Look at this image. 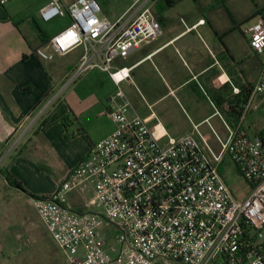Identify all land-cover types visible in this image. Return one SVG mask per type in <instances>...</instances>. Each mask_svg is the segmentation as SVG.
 <instances>
[{
	"label": "built area",
	"instance_id": "built-area-1",
	"mask_svg": "<svg viewBox=\"0 0 264 264\" xmlns=\"http://www.w3.org/2000/svg\"><path fill=\"white\" fill-rule=\"evenodd\" d=\"M10 1L0 0V6ZM158 1L134 0L116 20L103 15L97 0H49L40 10L43 22L69 17L70 24L36 54L46 60L47 49L65 55L81 48L64 87L90 70L105 72L116 87L106 111L115 130L53 193L30 202L68 264H264V139L244 128L249 102L236 128L213 105L226 129L225 137L212 129L215 149L198 126L178 138L151 130L123 90L133 81L131 68L119 60L163 33L153 11ZM246 32L250 48L264 54V21ZM232 92L240 94L236 87ZM252 95L264 96V66ZM226 157L249 184L242 200L220 172ZM88 186L93 197L85 207L97 206L98 212L71 206L70 195ZM104 225L114 231L113 244L101 231Z\"/></svg>",
	"mask_w": 264,
	"mask_h": 264
},
{
	"label": "crops",
	"instance_id": "crops-1",
	"mask_svg": "<svg viewBox=\"0 0 264 264\" xmlns=\"http://www.w3.org/2000/svg\"><path fill=\"white\" fill-rule=\"evenodd\" d=\"M48 2L11 0L0 6V264L19 257L24 197L31 198L11 187L4 173L20 181L29 194L48 196L81 164L93 145L115 130L106 111L116 87L105 72L97 69L91 75L97 84L110 87L109 94L87 109L94 114L84 117L88 111L75 113L61 101L65 81L83 54L81 48L65 55L48 52L46 60L36 54L50 37L70 24L68 17L67 25L49 35L40 18V10ZM130 6L112 20L123 16ZM154 10L163 33L119 60L131 68L133 83L125 85L134 89L146 108L145 115H140L149 128L178 138L198 126L216 149L212 129L218 132L212 120L219 121L225 136L226 129L213 105L227 112L226 103L251 92L244 128L248 133L254 130L253 136L264 130L262 116L253 110L257 106L262 110L264 96L252 95L264 54L250 48L246 32L254 23L264 21V0H178L168 9ZM200 20L205 22L198 25ZM233 87L240 94H233ZM133 105L137 109L138 104ZM26 149L32 158L23 157ZM74 197L80 199L81 194L70 195L71 206L86 211H81L86 208L81 199L79 205L71 202ZM59 260L65 262V256L60 254Z\"/></svg>",
	"mask_w": 264,
	"mask_h": 264
},
{
	"label": "rangeland",
	"instance_id": "rangeland-1",
	"mask_svg": "<svg viewBox=\"0 0 264 264\" xmlns=\"http://www.w3.org/2000/svg\"><path fill=\"white\" fill-rule=\"evenodd\" d=\"M102 8V13L106 17L112 20V17L119 16L123 13L125 9L130 6L134 0H97ZM155 11V10H154ZM133 11L130 12V14ZM155 14V12H154ZM156 16V15H155ZM69 23L68 17H58L53 19L50 22L43 23L44 27L49 35H53L57 33L63 26ZM47 52H50L47 49ZM92 72H98V70L88 71L86 74L82 75L79 79L75 82L67 86L63 90V94L61 96V101L66 104L67 107L73 109L75 113H81L82 111H88L85 115L82 114L84 117H88L91 113L94 114L95 111L87 110L91 105H94V102L104 97L105 95L110 93V87L107 84H97L95 79L91 77V75L95 74ZM71 76V75H70ZM123 90L129 96L134 104H138L137 110L138 112L143 115V111L146 108H143L139 96L136 94L134 89L127 87V85H123ZM63 97V98H62ZM145 109V110H144ZM255 113H258L262 116V125L264 126V118L263 112L261 108L254 107L253 108ZM71 115V114H70ZM94 125V117L90 121V126ZM212 126L216 131L219 133L221 137H224L225 134L223 133V127L219 123L217 119L212 120ZM249 134L251 136L254 135V130H249ZM213 138V137H212ZM23 157L29 156L32 158L30 152L26 149L24 150ZM31 155V156H30ZM220 172L231 188L232 192L234 193L235 197L238 200L244 199L250 191L249 184L245 181V179L239 174L237 167L233 163V161L226 157L222 165L220 166ZM1 182V180H0ZM11 190V189H10ZM26 190V189H25ZM27 191V190H26ZM21 196V195H20ZM93 197V192L91 187H87L86 191L81 194L80 199L85 202L86 204L88 201L91 200ZM80 199L74 197L71 198V202L75 205L81 204ZM24 213H25V226H23V234H21V242L19 246L22 244V250L19 252V257H17L13 262L8 264H68L65 263L67 261H63V263L59 260V256L64 255L63 252L55 245L54 241L52 240L51 236L47 232V229L44 223L39 218L37 212L33 208L29 198L24 197ZM90 210L92 212H98L99 208L97 206L89 205L88 209L84 208V210ZM101 231L106 235L108 243L113 244L114 240V231L107 226H102ZM65 256V255H64ZM66 259V257H65Z\"/></svg>",
	"mask_w": 264,
	"mask_h": 264
},
{
	"label": "trees",
	"instance_id": "trees-1",
	"mask_svg": "<svg viewBox=\"0 0 264 264\" xmlns=\"http://www.w3.org/2000/svg\"><path fill=\"white\" fill-rule=\"evenodd\" d=\"M176 1L178 0H159L156 5L155 9L160 8L161 10L168 9L172 7ZM250 93L248 92L244 95H240L239 99L232 100L229 102L230 104V109L227 112H222L221 109L218 108L219 112L224 115L226 118L229 126L236 128L239 122V118L244 110V105L248 103V99L250 97ZM262 139H264V130L260 131L258 134ZM4 178L6 179L7 183L11 186L14 187L25 194L29 195L30 197H36L31 194H29L25 188L23 187L22 183L18 181L14 176L9 174L8 172L4 173Z\"/></svg>",
	"mask_w": 264,
	"mask_h": 264
}]
</instances>
